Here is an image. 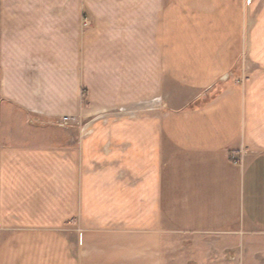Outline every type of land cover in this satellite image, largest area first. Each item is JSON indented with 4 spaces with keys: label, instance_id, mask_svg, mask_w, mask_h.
<instances>
[{
    "label": "crops",
    "instance_id": "1",
    "mask_svg": "<svg viewBox=\"0 0 264 264\" xmlns=\"http://www.w3.org/2000/svg\"><path fill=\"white\" fill-rule=\"evenodd\" d=\"M0 264H264V0H0Z\"/></svg>",
    "mask_w": 264,
    "mask_h": 264
},
{
    "label": "rangeland",
    "instance_id": "2",
    "mask_svg": "<svg viewBox=\"0 0 264 264\" xmlns=\"http://www.w3.org/2000/svg\"><path fill=\"white\" fill-rule=\"evenodd\" d=\"M84 21L86 22V20L84 19ZM243 73L241 72V77H239V78H237V79H239V81L243 78V75H242ZM236 76H235V72H233V71H230L229 73H228V78H231V79H233V78H235ZM243 81V80H242ZM241 81V82H242ZM82 104L83 105H85V101H84V96H82ZM66 118H68L69 119V124H68V126H61V125H57L59 128H61V129H73V127H77V128H79L78 126H80L81 125V123H83L82 122V120L81 119H79V117L78 116H75V115H72V116H65V117H61V118H58L56 121H63L64 119H66ZM36 140H38V138H36ZM22 142H26L25 140L23 141V140H14V139H10L9 140V143H13V144H20V143H22Z\"/></svg>",
    "mask_w": 264,
    "mask_h": 264
},
{
    "label": "built area",
    "instance_id": "3",
    "mask_svg": "<svg viewBox=\"0 0 264 264\" xmlns=\"http://www.w3.org/2000/svg\"><path fill=\"white\" fill-rule=\"evenodd\" d=\"M245 2H246V4H250L251 0H245ZM242 80H243V78L241 79V81H242ZM157 101H158V104H160L161 101H162V99H161V98H158ZM157 101H156V102H157ZM68 121H69V119L66 118V119H64L63 121H55V124H56V125H61V126H68V124H69Z\"/></svg>",
    "mask_w": 264,
    "mask_h": 264
}]
</instances>
